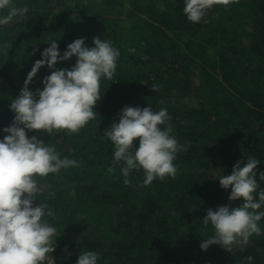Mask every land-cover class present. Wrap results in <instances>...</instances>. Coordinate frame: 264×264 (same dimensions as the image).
I'll use <instances>...</instances> for the list:
<instances>
[{"label":"trees","instance_id":"16d2710c","mask_svg":"<svg viewBox=\"0 0 264 264\" xmlns=\"http://www.w3.org/2000/svg\"><path fill=\"white\" fill-rule=\"evenodd\" d=\"M14 3L28 12L0 26V139L14 119L11 101L49 41L58 40L63 54L78 38L87 47L100 38L120 53L113 80H101L94 120L74 134L26 133L78 161L38 178L39 200L51 212L45 219L57 229L54 263L76 264L92 250L98 264H248V257L264 264V235L253 236L243 251L200 247L213 235L202 222L207 211L243 203L230 202L231 188L215 179L230 175L237 161L244 166L248 156L260 161L257 182L264 172V0L215 4L200 23L187 20L184 0ZM75 62L42 67L29 90H42L52 71L71 70ZM124 106L167 109L172 135L187 145L174 162V179L142 186L143 173L136 172L126 186L120 166L108 171L113 145L103 132Z\"/></svg>","mask_w":264,"mask_h":264},{"label":"clouds","instance_id":"9594fccd","mask_svg":"<svg viewBox=\"0 0 264 264\" xmlns=\"http://www.w3.org/2000/svg\"><path fill=\"white\" fill-rule=\"evenodd\" d=\"M228 5L229 0H184L183 13L192 23H200L215 4ZM0 26L28 12L27 7H16L14 0H0ZM206 22V21H205ZM58 40H51L41 52L28 73L23 89L12 99L10 111L14 119L2 131L0 139V264H54L52 253L57 229L45 217L48 205L39 200L41 187L38 178L56 174L61 169L78 166V161L61 158L53 145L37 136L28 137V131L46 134L66 131L78 133L97 117L94 107L103 97L101 80H113L119 50L110 41L93 38V47L85 46V39L70 43L63 54L58 50ZM75 57L71 70H55L42 81V90L35 93L28 85L37 72L47 66L53 69L58 62ZM155 89L152 86V91ZM172 117L167 109L153 111L150 107L124 106L108 129L105 140L111 141L113 165L120 166L123 183H131V175L142 172V186L154 180L175 178L178 166L174 163L181 151H187L172 135ZM138 147L133 151L134 141ZM255 157H246L241 166L237 161L230 175L222 174L218 180L222 189L231 188L230 202L242 200V205L230 209L220 206L209 209L202 219L211 225L213 235L202 240V250L219 245L230 252L234 247L243 251L253 236L264 235V172L259 173ZM34 201H39L34 206ZM99 253L84 251L76 264H98ZM252 257L247 258L252 264Z\"/></svg>","mask_w":264,"mask_h":264},{"label":"rangeland","instance_id":"374dc122","mask_svg":"<svg viewBox=\"0 0 264 264\" xmlns=\"http://www.w3.org/2000/svg\"><path fill=\"white\" fill-rule=\"evenodd\" d=\"M55 264V263H54Z\"/></svg>","mask_w":264,"mask_h":264}]
</instances>
